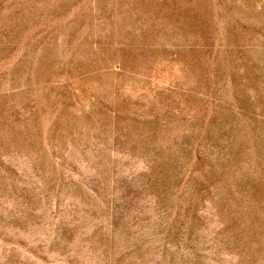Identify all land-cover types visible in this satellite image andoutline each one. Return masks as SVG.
Returning a JSON list of instances; mask_svg holds the SVG:
<instances>
[{"label":"rangeland","instance_id":"rangeland-1","mask_svg":"<svg viewBox=\"0 0 264 264\" xmlns=\"http://www.w3.org/2000/svg\"><path fill=\"white\" fill-rule=\"evenodd\" d=\"M0 264H264V0H0Z\"/></svg>","mask_w":264,"mask_h":264}]
</instances>
